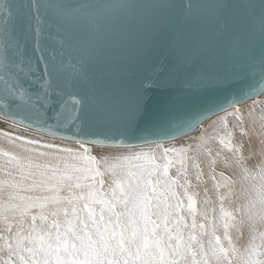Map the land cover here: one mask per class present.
<instances>
[{"label":"snow or ice","instance_id":"snow-or-ice-1","mask_svg":"<svg viewBox=\"0 0 264 264\" xmlns=\"http://www.w3.org/2000/svg\"><path fill=\"white\" fill-rule=\"evenodd\" d=\"M262 95L264 0H0V264H264Z\"/></svg>","mask_w":264,"mask_h":264},{"label":"bare ground","instance_id":"bare-ground-1","mask_svg":"<svg viewBox=\"0 0 264 264\" xmlns=\"http://www.w3.org/2000/svg\"><path fill=\"white\" fill-rule=\"evenodd\" d=\"M255 99L256 100H264V95L258 96ZM252 103H253V101L252 100H249V101H246V102L238 105V107L240 108L241 113L243 114V117H244L243 122H244V125H245L246 130H247V128H251L252 127V117H249L248 116V111H249V108L252 105ZM223 115H224L223 112H219L217 115L211 116L209 119L205 120L202 123V125L197 128L196 131H194L192 133H189L187 136H182L180 138H177L175 141H166L165 142L166 145L175 144L176 146H180L181 144H183L185 142L191 143V141H189V137L199 136L200 131L202 129L209 128V126L213 123V121H216L218 119V116H223ZM256 115H257V119H258L259 116H260L259 109H257ZM0 121L1 122H4V123L6 122L7 124H10L7 121H2V120H0ZM232 123H233V121L230 118V120H229V127H231ZM20 128L18 130H26L23 127H20ZM238 132L239 131H237V139H236V141H238V140L241 139V134H239ZM2 133L3 132L0 131V151H8V152H12L14 154H17V155H20V156H23V157H28V154L23 149H26V148L31 147L30 145H24L23 148H21L19 146V141L12 142L9 138L5 137ZM35 134H38V133H35ZM245 140L247 141V138H245ZM170 142H172V143H170ZM178 143H179V145H178ZM218 144H219V142L217 140L215 142L214 146H218ZM92 148H93V154L95 155V154H97L99 152L98 151L99 148H110V147L103 146V145H92ZM246 148H247V144H246ZM204 179L205 180H208L207 171H205V177H204ZM194 184H195V181H194ZM203 199L199 198V200L201 202L200 206H202ZM239 243L240 244H244L245 243V240L244 239H241L239 241Z\"/></svg>","mask_w":264,"mask_h":264},{"label":"rangeland","instance_id":"rangeland-1","mask_svg":"<svg viewBox=\"0 0 264 264\" xmlns=\"http://www.w3.org/2000/svg\"><path fill=\"white\" fill-rule=\"evenodd\" d=\"M7 122L11 124L10 121H7ZM10 124H7L6 122L4 123V122H1V121H0V131H2V132L11 131V132H13L14 135H23V136H27V137H29V138H31V137H35V136H41V135H43V134H41V133L35 134V133H37V132H35V131H33V130H30V129H28V130H18L19 128H13ZM20 129H21V128H20ZM247 129H250V128H247ZM237 131H238V130H237ZM238 133H239V132H238ZM239 134H240V133H239ZM44 138H45V139H51V137H47V136H45ZM236 139H237V132H236L235 137H234V142L236 141ZM57 142H60V141L57 140ZM170 143H172V142H170ZM170 143H169V144H170ZM178 145H179V143H178ZM214 147H222V146H220V145L218 144V146H214ZM23 150H24V149H23ZM24 151H25V150H24ZM98 151H99V152H101V151H104V152H116V151H119V150H118V149H115V148H99ZM25 152H26V151H25ZM26 153L28 154V156L31 155V154L28 153V152H26ZM246 154H247V151H246ZM204 170H205V171H208L206 167H205ZM222 170L225 171L226 174H229V175L232 174L230 169H224L222 165L218 164V165H217V172L222 171ZM194 181H195V180H194ZM194 181H193V183H194ZM207 187L209 188V196L212 197V198L214 199V196L212 195V192H211V182H210V181H208V183H207ZM202 188H203V185L201 186L200 189H198V190L200 191V197H199V198H201V199L204 198V194H203ZM0 227H2V225H0Z\"/></svg>","mask_w":264,"mask_h":264},{"label":"water","instance_id":"water-1","mask_svg":"<svg viewBox=\"0 0 264 264\" xmlns=\"http://www.w3.org/2000/svg\"><path fill=\"white\" fill-rule=\"evenodd\" d=\"M248 101H249V100H248ZM212 116H213V115H212ZM210 117H211V116H210ZM192 132H194V131H190L189 133H192ZM189 133H188V134H189ZM188 134H187V135H188ZM180 137H182V136H180ZM180 137H178V138H180ZM103 146H104V145H103Z\"/></svg>","mask_w":264,"mask_h":264}]
</instances>
